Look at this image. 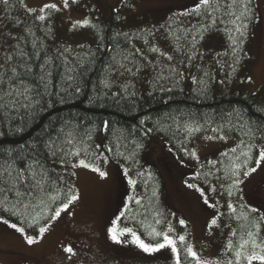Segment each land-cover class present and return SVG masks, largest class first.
<instances>
[{
	"label": "trees",
	"instance_id": "1",
	"mask_svg": "<svg viewBox=\"0 0 264 264\" xmlns=\"http://www.w3.org/2000/svg\"><path fill=\"white\" fill-rule=\"evenodd\" d=\"M198 4L188 6L182 15L169 16L163 25L168 46L183 58L175 63L176 72H173L166 66L167 57L160 51H152L154 40L151 43L150 36L155 33L131 28L123 14V5L119 9L111 7L107 17L97 16L93 11L89 21L95 27L86 26L88 40L70 45L58 41L56 10L49 9L46 19L41 21L23 9L21 0H8L7 4L0 0V65H4L0 68L4 80L0 85V165L3 168L12 166V176L0 168V189L12 188L16 170L32 163L36 149H39V158L46 172L44 187L48 193L39 194L45 204L34 197L25 198L23 204L31 199L30 206L25 209L18 202L15 191H0L1 220L17 223L28 234L36 233L33 227H29L35 224L34 218L44 224L50 215L49 210L56 208L69 190L74 192L77 177L73 164L80 159L99 168L119 164L136 175L137 186L141 189L139 199L122 217L123 226L130 224L144 242L153 245L158 239L162 240L155 233L173 227L185 237L184 243L179 240L176 245L181 264H192L193 259L186 252L187 226L181 225L179 216L172 213L166 200L164 177L148 157L154 142L161 140L179 162L195 166L196 158L191 154L194 153L195 140L203 135H217L237 139L239 145L235 151H228L221 157L215 174L206 163L199 166L198 173L190 177L189 182L206 189L212 184L221 185L223 198L230 199L235 208L233 212L224 203L220 213L222 221L231 226L229 240L233 248L228 250V256L233 264L235 252L245 240L249 243L239 249L243 254L247 251L264 254V220L261 219L264 216L258 209L253 211L255 208L242 202L240 187L234 183L237 176L254 166L258 159V147L264 141V110H261L264 109V98L262 94L246 93L234 87L223 90L218 87L220 81L215 78L213 68L222 70L224 66L208 63L210 70L204 71L198 63L212 38L220 39L224 51L233 55L238 66L247 63L260 17L258 0H250L247 10L239 0L231 8L228 6L232 0H219L216 11L200 5L197 13ZM245 11L247 14L236 21L244 33L241 36L235 31L236 25L231 23L235 16L225 13L240 15ZM207 12H212V16L209 17ZM202 24L209 25V28L203 32L201 40L198 30ZM82 30H76L75 34H81ZM233 37L237 40L235 46ZM233 47L236 48L235 54ZM141 49L144 56L139 53ZM209 53L203 54L211 55ZM6 54L12 55L8 63H5ZM148 54L155 64L148 62L145 57ZM189 55L193 57L191 60ZM117 62L131 68L132 72L119 68ZM13 67L24 84L32 89V106L28 109L20 107L19 103L13 104L18 99L15 92L23 90L16 80L9 83ZM187 69H193V73L189 74ZM48 72L51 76L45 77L48 85L45 89L39 76ZM178 73L183 74V79ZM69 75L74 79L67 80ZM193 76L197 81L203 79L205 84L193 83ZM105 79L110 83L108 88L102 83ZM76 87L81 89L79 93L75 91ZM169 88L171 91H167ZM9 92L13 94L8 95ZM19 99L27 103L23 98ZM105 122L107 131L104 130ZM197 125L201 126L199 131L190 132L186 127L195 128ZM62 127L65 132L73 131L75 136L74 144L62 145L65 151H80L79 156H65L64 163L42 147L43 142L50 136L56 137ZM213 128L221 130L214 132ZM248 128L256 133L254 137L246 134ZM63 139L61 134L60 141ZM249 145L253 146L251 151ZM16 184L21 191L29 188L23 181ZM49 197L56 199L53 201ZM130 217L133 224L129 222ZM233 231L236 236L232 235ZM249 232L253 233L252 237L248 236ZM253 240L260 247H254ZM244 260L242 257L240 264Z\"/></svg>",
	"mask_w": 264,
	"mask_h": 264
},
{
	"label": "rangeland",
	"instance_id": "2",
	"mask_svg": "<svg viewBox=\"0 0 264 264\" xmlns=\"http://www.w3.org/2000/svg\"><path fill=\"white\" fill-rule=\"evenodd\" d=\"M198 2L199 0H76L73 3L69 0L68 7L65 8L63 0H21L23 9L37 18L40 15L47 16L49 9L40 11L45 4H56L59 8V11L56 10L59 23L58 41L70 45H79L88 40V27L74 28L77 21L89 20L93 11L97 16L107 17L111 7L119 9L123 5V14L129 22L128 25L155 33L154 37L150 36L151 43L154 40V48L166 57H173L165 60L170 69H176L175 63L183 61V58L178 53H173L168 46L163 35V25L169 16L182 15L188 6ZM258 6L260 17L248 51L247 63L238 66L233 55L224 51L220 39L215 38L204 49L205 53L212 52L209 53L211 55L203 52L198 63L203 66L204 71L210 70L208 63L224 66L222 70L213 68L215 78L220 81L218 87L223 90L234 87L246 93L262 94L264 98V0H258ZM78 29L83 30L76 35L75 31ZM143 52V49L139 50L144 56ZM145 57L148 62L155 64L150 54ZM187 70L189 74L193 73V69ZM248 77H251V82ZM215 90L218 92V88ZM216 137L220 136L203 135L195 140V166L179 162L161 140L154 142L148 160L158 166L164 177L166 200L172 213L178 215L179 220L185 221L188 239L186 248L192 246L203 259L224 262L230 260L226 245L230 241L231 226L222 221L220 213L223 204L228 206L231 201L223 198L221 185L212 184L206 189L196 181L198 188L204 190L205 197H201L196 188L187 186L196 185L190 183L189 178L198 173L199 166L207 163L215 174L219 170L221 157L239 145L237 139ZM260 147H264V141ZM256 162L252 166L257 168L255 172L249 176H244L242 172L237 176L243 180L238 186L242 202L258 209L264 216V161L258 166ZM100 169L107 172L106 178H101L91 168L75 167L77 180L74 192L79 199L73 202L68 211L61 212L60 217L50 222L48 232L42 236H38L37 232L29 234L37 236V243L27 244L24 233L13 229L12 222L5 224L0 219V264H177L176 254L170 248L145 252L131 235L134 232L140 237L134 227L130 224L123 226V215L129 213L126 210L141 194L136 175L127 171L125 176L127 168L119 164H106ZM129 180L135 183H129ZM205 198L216 207L206 205ZM214 216L219 217L218 226L209 224ZM129 222L133 224L132 217ZM169 227L164 232H169ZM171 229L169 235L177 245L181 235L173 227ZM113 230L119 236V243L111 238ZM140 239L143 240L141 237ZM69 246L75 254L63 250ZM245 254L253 253L247 251ZM192 264H196L195 260H192ZM243 264H247V261L244 260ZM253 264L259 262L255 261Z\"/></svg>",
	"mask_w": 264,
	"mask_h": 264
},
{
	"label": "snow or ice",
	"instance_id": "3",
	"mask_svg": "<svg viewBox=\"0 0 264 264\" xmlns=\"http://www.w3.org/2000/svg\"><path fill=\"white\" fill-rule=\"evenodd\" d=\"M73 3L76 2V0H72ZM239 2L241 4H243V7L245 8V10H247L248 8V3H250V0H247V3L245 2V0H239ZM3 3L7 4L8 0H3ZM64 3V7L67 8L68 7V3L69 0H63ZM237 3V0H232V4H230L228 7L231 8L233 5H235ZM200 5H203L205 7V9L207 8H211L212 12L216 11L217 7L219 6V0H215V4L213 3V0H199V4L197 5L196 8V12L199 13L200 12ZM45 9H54L59 11V8L57 7L56 4H45L43 6V8L40 9L41 12H43ZM29 11H32L31 9ZM212 12H207V15L209 17L212 16ZM226 15H232L235 16V19L231 21V23L233 25H236V21L241 19V16H244L247 14V11L242 12L240 15H236L235 12H231V13H225ZM119 18V17H117ZM38 19L43 21L46 19V17L44 15H40L38 16ZM216 21L213 19L212 20V24L215 25ZM78 26H92L95 27V25H90V21L85 19L83 21H77L76 24L73 25V27H78ZM209 28V25L207 24H202L200 29L198 30V35H199V39H203V32L207 31ZM235 31L239 32L241 36L244 35L241 26L236 25L235 27ZM13 39H16L15 37H12ZM193 39L195 40L196 37H193ZM145 43H147V41H145ZM237 43L236 38H232V44L233 46H235ZM192 47H195V45L193 44ZM65 51H68V49H65ZM152 51H158V49L153 48ZM236 52V48L233 47V54H235ZM162 55H165L164 53H161ZM193 57L191 55H189V60H191ZM12 59V55L6 54L5 55V63L10 62ZM113 59H115V57H113ZM125 59H127L125 57ZM168 60L172 59V56H167ZM119 68H123L125 71L128 72H132L131 68H127L126 65L119 63ZM4 65H0V68H3ZM117 71L119 69H116ZM10 71L12 72V76L9 77V83L11 84V82L13 80H16L18 85L23 86V90L22 91H17L15 92V95L17 96V100L13 101V104L19 103L20 107L24 108V109H28L29 107L32 106L31 101H32V96L30 95V93L32 92V89L28 86H26L24 84L23 79L19 78V74L16 72V69L13 67L10 69ZM41 71H43V69H41ZM68 72L73 71V69H67ZM136 71H139V68L136 69ZM173 72H176V69H172ZM121 75L123 74L122 72L120 73ZM178 75H180L181 79H183V74L182 73H178ZM51 76V72H48L46 74H42L39 76V80L44 83V87L45 89H47L48 85L46 82L45 77ZM205 76H207V73H205ZM3 73H0V85H3L4 80H3ZM74 77L69 75L67 76V80L71 81L73 80ZM249 82H251V77H248ZM192 81L193 83H199L201 85L205 84V81L203 79L197 81L196 77H192ZM102 83L104 84L105 88L110 87V83L107 79H105L104 81H102ZM64 91H67V89H64ZM75 91L77 93H79L81 91V89L79 87H76ZM167 91H171V89H167ZM12 92H9L8 95H12ZM19 98H23V101H27V103L22 102ZM0 99H2V97H0ZM38 103V102H37ZM264 110V109H261ZM229 116L231 115V113L228 114ZM237 115H239V113H237ZM143 123V122H142ZM187 129L190 132L193 131H199L200 127L199 125H197L195 128H192L191 126H186ZM243 127V126H242ZM104 130L107 131V122L104 123ZM214 132L220 131V128H213L212 129ZM147 131H151V129H148ZM259 131V129L257 130ZM61 134H63L64 139L63 141H60V137ZM147 134V133H146ZM246 134H250L253 137L256 135L255 132L252 131L251 128H248V131ZM208 139H213V137H207ZM219 139H224L223 136L220 137H216ZM264 138V137H262ZM88 139H91V136L88 137ZM58 141H60L58 143ZM75 143V136H74V132L69 130L67 132H65V129L62 127L59 129V131L57 132L56 137H49V139L45 142H43L42 147L46 150V152L52 156V157H59L61 163H64V157L67 155H74V156H79L80 155V151H65L64 147L62 146L63 144H68V145H72ZM243 143V141H242ZM97 148L100 147L99 144L96 145ZM249 151H251V148L253 147L252 145H249ZM108 151H111V149L109 148ZM233 151H235V149H233ZM192 155H195V153H191ZM39 149H36V155L33 158L32 163L30 164H26L25 167L19 168L17 171V175L16 177L13 179L12 181V188L11 189H0V191H4V190H13L15 191V195L18 198V202L23 204V201L25 198L28 197H34L36 199L40 200L41 204H45L46 202L44 201L43 197L40 196V193H43L44 195H48V193L45 190L44 185L47 183V180L45 179L46 177V172L44 169L43 164L40 161L39 158ZM225 155H227L225 153ZM244 155H248V153H244ZM105 159H107V157H105ZM261 161H264V147H258V159H257V166L259 165V163ZM73 167H77V166H82L84 168H91V170L93 172H96L99 174V176L101 178H106L107 177V172L106 171H102L99 167H94L92 164L86 163V161L84 159H80L78 161V164H73ZM11 165H9L8 168H3L2 165H0V168H3V171L8 175V176H12V171L11 169ZM257 170L256 167H252L251 169L245 171L243 173L244 176H249L251 173L255 172ZM28 173L27 176H25V173ZM125 176H127V170H125ZM234 175H236V173H234ZM17 181H23V183L28 184L29 188L26 191H21L20 188L17 187L16 182ZM129 183H135V181L129 180ZM235 185H239L241 183H243L242 179L237 178L234 181ZM189 188H196L199 192L201 197H205V193L204 190L201 188H198L197 185L194 184H188L187 185ZM214 190V189H213ZM229 195H232L231 192L228 193ZM59 195V192H58ZM50 199H52L53 201H55L56 197H49ZM79 199V196L69 190L68 193L64 194V199L61 201V203L54 209H50V215L48 217H46V221L44 224H40L39 220L34 218L35 220V224H31L29 225V227H33L34 230L37 232L38 236H42V234L46 233L49 231L50 227H51V223L50 221L55 220L56 218L60 217L61 212H66L69 210L70 206L73 205V202L77 201ZM137 203H139V201H137ZM204 203L206 205H209L210 207H216V205L210 204L209 201L205 198L204 199ZM31 204V199H29V203L27 204H23V207L25 209H27ZM228 208H230L233 212H235V208H233V206L231 204L228 205ZM253 211H256V209H253ZM219 219L218 216H214L209 224L213 225V226H218L217 224V220ZM262 220H264V217L261 218ZM3 223L8 224L9 221L8 220H3ZM179 223L181 225L185 224L184 220H180ZM11 227L13 229H16L17 231L24 233V239L26 240L27 244L29 245H33L35 243H37V236H33V235H29L27 233H25V229L23 227H19L17 223H12ZM258 227V226H257ZM130 231V230H127ZM172 231L171 227H169V232ZM169 232H157L155 233L156 237H162V240L158 239L157 242L153 245L151 243H145L143 240L140 239L139 236H137L134 232L131 233V235L133 236L135 242L138 244V246L140 248H142L145 252H153V251H158L160 249H164L166 247L170 248L175 254H176V261L177 264H181V259H180V254H179V250L177 249L176 246V242L175 240L169 235ZM120 235H123V233H120ZM233 236H236L237 233L235 231L232 232ZM249 237L253 236V233L249 232L248 233ZM114 241H116L117 243L120 242L119 240V236L117 235V233L115 232V230H113V234L111 237ZM179 240L184 243L185 242V237L183 235L179 236ZM249 243V241L245 240L243 241L242 244L239 245V249H243L245 245H247ZM253 246L254 247H260V245L255 244V240L252 241ZM226 248L230 251L233 248V243L232 241H229L228 244L226 245ZM237 250L235 252V264H240V260L243 257V259H245L247 261V264H253V262L258 261L259 264H264V254H257V253H253V254H243L241 250ZM66 253H70V254H75L73 252V249L69 246V247H65L63 249ZM186 252L189 256L192 257L193 260H195L196 264H233L232 260H227L224 262H221L220 260H216L215 262L210 261L208 259H203L201 258V256L198 254L197 251L194 250V248L192 246H188L186 248ZM71 258V257H69Z\"/></svg>",
	"mask_w": 264,
	"mask_h": 264
}]
</instances>
